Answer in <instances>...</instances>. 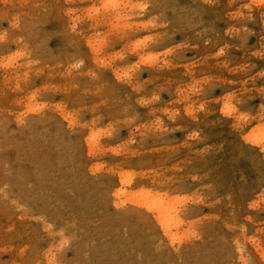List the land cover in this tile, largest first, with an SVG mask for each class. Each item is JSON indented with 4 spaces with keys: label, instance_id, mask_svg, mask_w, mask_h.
<instances>
[{
    "label": "rangeland",
    "instance_id": "1",
    "mask_svg": "<svg viewBox=\"0 0 264 264\" xmlns=\"http://www.w3.org/2000/svg\"><path fill=\"white\" fill-rule=\"evenodd\" d=\"M0 264H264V0H0Z\"/></svg>",
    "mask_w": 264,
    "mask_h": 264
},
{
    "label": "bare ground",
    "instance_id": "2",
    "mask_svg": "<svg viewBox=\"0 0 264 264\" xmlns=\"http://www.w3.org/2000/svg\"><path fill=\"white\" fill-rule=\"evenodd\" d=\"M254 141H258V140H254ZM119 193V191H117V192H115V195L116 194H118ZM148 194L147 195H149V197H147V198H149V200H151V201H148V203L145 201V202H134L136 199H134L135 198V196L137 195V194H135V196L133 197V196H131V197H133L132 199H134V201H131V199H130V201L131 202H134V204L136 203L137 205H143V207L146 209V210H148V211H150L151 212V214H152V216H153V220L154 221H156V223H158V224H160V226H162V228H163V231H166L167 230V228H168V224H167V222H166V217L167 216H169V218H167L168 220L170 219V214H168L167 212H168V210H166V208L167 207H164V203H163V198L161 199L160 197L158 198L157 196H154L153 197V199L151 198V196H150V194L151 193H149V192H147ZM146 195V196H147ZM152 195V194H151ZM118 196V195H117ZM153 196V195H152ZM130 197V198H131ZM136 197H138L139 198V194L136 196ZM151 198V199H150ZM165 199V198H164ZM140 199H138V201H139ZM142 200V199H141ZM163 200V201H162ZM169 207V209L171 210V212L173 211L172 209H173V207L172 206H168ZM172 207V208H171ZM170 210H169V212H170ZM166 213L168 214L167 216H166ZM172 213H174L175 214V210L172 212ZM173 214V215H174ZM176 216V214L174 215V217ZM173 218V217H172ZM177 217H175L174 219H173V221H169V224L171 223V224H173V222H175V223H177V220H175ZM180 222V221H179ZM180 224V223H179Z\"/></svg>",
    "mask_w": 264,
    "mask_h": 264
}]
</instances>
